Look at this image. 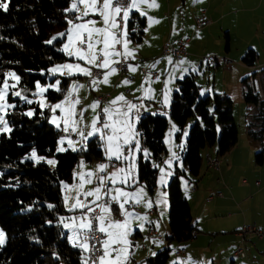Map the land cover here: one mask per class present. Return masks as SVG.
<instances>
[{"label": "trees", "instance_id": "16d2710c", "mask_svg": "<svg viewBox=\"0 0 264 264\" xmlns=\"http://www.w3.org/2000/svg\"><path fill=\"white\" fill-rule=\"evenodd\" d=\"M7 12L0 10V80L8 71L20 77L18 89L23 96L36 91V83L47 84L61 79L62 91L49 90L47 97L53 101L64 99L73 77L58 75L50 77V68L70 58L59 51L62 42L48 44L56 33L66 32L69 25L65 17L72 18L70 0H10ZM147 20L137 13L128 22L129 37L141 42L145 36ZM135 29V31H133ZM258 53L253 48L246 51L242 62L255 66ZM257 81L264 87V69L253 71L241 80L242 98L246 103L248 135L255 140L264 137V98ZM16 105L11 108L7 120L10 133L0 136V227L7 234V242L0 247V264H81L83 253L71 246L70 236L60 222V217H71L64 196L65 183H72L75 169L84 162L104 161L101 142L91 138L87 151L57 152L58 139L62 136L50 123L52 113L38 103L26 104L20 97H9ZM233 99L226 93L201 95V86L190 73L178 83L171 102L169 115L180 131L176 138L188 130L184 169L175 167L166 191L169 198V226L167 247L155 256L145 259V264H167L170 243L188 241L199 233L193 220L191 206L182 189V177H199L206 156L219 158L229 153L239 141L238 126L233 114ZM35 109L31 117L24 115ZM169 119L163 115L153 116L143 112L137 125L143 145L151 158L162 162L167 154L165 137ZM216 146L215 154L207 152ZM43 157H55L58 163L52 167L40 161L25 159L32 151ZM220 159V158H219ZM264 150L257 153L262 163ZM140 184L153 194L158 187V168L140 154L137 159ZM52 205L53 207H49ZM67 222V219L64 221Z\"/></svg>", "mask_w": 264, "mask_h": 264}, {"label": "snow or ice", "instance_id": "6c2138e0", "mask_svg": "<svg viewBox=\"0 0 264 264\" xmlns=\"http://www.w3.org/2000/svg\"><path fill=\"white\" fill-rule=\"evenodd\" d=\"M202 2V0H201ZM155 9L159 5L156 0H70V7L65 12H71L72 18L65 17L69 25L66 32L58 33L51 37L46 43L53 44L54 41L62 42L59 51L74 61H83L81 63H63L50 69L53 75L61 76H84L90 78V88L92 91H99V85L110 86V78L118 75L120 69L116 65H123L125 70L135 74L138 66L128 63L129 59H135V52L130 49L128 22L133 13L145 17L148 25L159 23L153 17L148 16L143 7ZM9 9L8 0H0V10L7 12ZM89 17H98L89 18ZM102 24V27H97ZM135 31V29H133ZM147 31V28L145 29ZM117 46H120L119 48ZM168 63H172L171 57H168ZM186 61H180V64ZM154 68L155 65H148ZM93 69H96L100 75H93ZM175 71V69H174ZM184 71H187L186 69ZM193 71H196L193 66ZM251 75V74H249ZM7 77H12L18 83L20 77L14 72L6 74V78L0 80V132L10 133L12 129L5 119V114L10 108H15V104L7 102L9 90H15L17 83L9 85ZM183 79V76L179 77ZM151 77H147L144 83H150ZM129 79H124L121 86H130ZM60 81L55 82V90L62 91L59 87ZM35 87L41 95L48 91L47 87H42L39 82ZM85 86L79 82H72L69 90L64 94V99L54 105L41 104V107H49L53 113L50 123L67 135L58 139L57 152H66L71 149L73 152L87 151L88 140L96 137L101 142L106 162L97 165L95 171H80L75 173V178L79 181L78 185H63L67 193L72 188H78L75 203L68 207V211L76 212L80 215L72 217H60V222L65 229L71 232L68 237L71 246L80 249L83 253L81 264H130V255L133 244L129 239L132 234L133 221H141L138 225L141 231L144 230V223L148 222L147 215H140L135 211V207L143 205L150 210L154 206L151 198H148L146 186L140 184L138 177V165L136 163L140 154L145 160H150L151 153L142 148L140 136L141 132L137 130L136 125L141 119V110L149 111L143 104L133 103L120 94L115 99L110 100L101 107L100 101H93L87 108L77 111V106L81 104L79 91ZM140 89H138L139 91ZM178 91V89H177ZM145 97H151V89H144ZM14 96L20 97L26 104H32L33 101L23 96L21 91H13ZM203 95V93H201ZM137 99H141L138 97ZM163 104L165 107L169 104L168 91L164 94ZM93 112L90 124L84 122V114L88 110ZM97 109H100L97 112ZM60 110L64 115L57 117L54 114ZM35 114L34 110L24 113L31 117ZM151 115H164L166 112H152ZM63 123L64 127H61ZM174 131H180L176 125L172 124L169 131V137ZM79 137L78 140L71 139V135ZM184 135H187L185 132ZM67 143L68 147H64ZM165 143H170L165 141ZM77 144L80 145L77 148ZM181 149L183 145H179ZM171 151V145L169 147ZM25 159L34 160L36 163L44 161L48 165L55 167L58 163L55 159L38 156L33 150ZM173 159H179L177 154L172 152V159L166 161L169 167ZM85 167L81 160L80 168ZM113 171L109 172L108 169ZM152 167L160 168V165L152 163ZM161 175L159 184H166V176H171V172H165L160 168ZM2 175V173H0ZM96 181V186L87 192H84L86 184H92ZM131 189V190H129ZM81 196L83 199H81ZM92 197L91 200L88 198ZM65 204L69 200L68 195L64 196ZM156 205H166V193L160 192L159 198L155 201ZM115 205V207H113ZM49 207H53L49 205ZM163 216V212L160 213ZM118 215L120 219H116ZM65 219L69 222L65 223ZM159 227V224H156ZM97 236L100 239L97 240ZM6 240L5 233L0 230V246L4 245ZM157 243L156 241H153ZM156 255L155 252L152 253ZM172 264H192L191 258L187 261H173ZM201 264H213L212 261L201 262Z\"/></svg>", "mask_w": 264, "mask_h": 264}, {"label": "rangeland", "instance_id": "374dc122", "mask_svg": "<svg viewBox=\"0 0 264 264\" xmlns=\"http://www.w3.org/2000/svg\"><path fill=\"white\" fill-rule=\"evenodd\" d=\"M9 1L10 0H8V2ZM225 1L226 0H213L212 4L209 5L211 3V2L209 3V0H202V2L201 0H170V3H168V0H160V2L157 3L159 7L155 8L156 10L155 14L161 16L162 8L167 6V13H169L170 11L172 12L173 10L172 14L173 16H176L177 18L176 22L180 23V20L182 17L184 19H187L188 17H192L191 9L197 3L201 5V7H204V6L207 7L208 5L211 6L210 7L211 12L209 14L212 16V12H214L215 14H217V15H214V17H217L222 12L231 11L234 8H248V6H253L254 4L259 2V0H242V1L240 0L238 2L236 0H231L229 3H225ZM229 5H230V8L226 7ZM203 9H206V8H203ZM261 9H264V5L261 7ZM143 10L144 11L146 10V6H144ZM254 13L255 14L243 11L240 14H238L237 10L232 11L226 18V24H229V27L224 28L223 25L221 24H216L213 27L215 31L219 33V36L216 35L215 38L219 40L222 39L224 41L223 46L226 45V41H227L226 36H224V34L226 33L225 31L229 30L231 34L230 44L232 46V54H235V53L240 54V52H243L241 57L244 56V54L246 53L248 49L247 47H244V50L241 51L243 48L242 46L245 44L246 38L250 36L251 33L254 31V28L258 26L259 28L258 30H260L259 31L260 35L263 33L264 27L262 26L264 25V13L262 12V10H256ZM201 17L208 18L204 13H202L201 16L195 19V25H197V19ZM89 18L98 19V17H89ZM154 25H155V28L153 29L152 34H150L149 38L144 40L142 44L143 46H141L140 44H135L137 42H134L133 40L129 39L131 41L129 47L131 50L135 52V60L137 58L138 59L148 58V56H146L141 51L140 47H144L143 49L145 48L151 49V44L154 41V39H156L158 35L160 34L161 36L166 34V29L159 31L160 29H158V25L156 23ZM102 26H103L102 24L97 25V27H102ZM197 28H198V25H197ZM169 29L171 30V27H168V30ZM58 33H56V35ZM166 35L168 36L169 34L167 33ZM210 40L212 41V39ZM256 45L259 47H262L263 43H257ZM211 46L212 44L209 46V48ZM260 50L261 52H263L262 49ZM172 59H173L172 63L178 62V60H176L175 58H172ZM63 63L62 62L56 63L53 66H51V68L56 65L63 64ZM69 63H73V61L70 60ZM142 63H146V60L142 61ZM207 67H208L207 61H205L204 69L201 71V73L197 71V73L199 72L198 73L199 80H200L199 83L202 84L201 93H203V95L205 94V91L207 90V86L209 85L207 84V79H208L209 74L213 75V72L214 73L216 72V71H206ZM213 69L216 70V67ZM157 71L159 72L160 70H157ZM161 71L163 70L161 69ZM172 71H174V69ZM9 72H14L16 74L15 71H8L7 73ZM221 72L223 73V71ZM58 75L59 74L53 75L50 72L51 79L55 78ZM227 77L231 83L230 85L231 88L229 87V90H230L229 95L232 96L233 102H234L233 114L235 117L236 124L238 126L239 141H238V144H236V146L234 147L235 152L233 156H230L231 152H229L225 154L224 156L219 157L220 160H222L223 162L220 171L209 169L207 168L205 164L202 167V171L199 177L189 176V179L182 177L183 193L185 197L187 198V200L189 201V204L191 206L192 216L194 218V222L197 224L200 231L198 233L199 235L195 239H191V240L183 241V242L173 241L170 243L169 245L170 258H169L168 264L169 263L172 264L173 261H182L184 259V257H181V255L178 253V250H177V246H179L180 244H183L182 247L186 248L187 251L190 250L189 254H191V256H194V258H191V262L193 264H201V262H207V261H212L213 264H221L222 259H225L226 261V263H222V264H264V250H261L260 245H259V243L260 244L262 243V245L264 246V239H260L255 234L246 235V240L244 243V249L246 253L245 257H236L234 254L235 248L239 244H241L240 237L239 238L236 237V234L238 233V231L243 226H255L256 228H260L257 225L258 223L256 221H253L254 217H258L261 221H264V159L262 163H259L257 161V153L259 151L264 150V137L262 140H255V139H252L248 135V124H247L248 123V119H247L248 107L242 98V85L236 88L235 82H234L235 77L232 79H230L231 75H228ZM219 78H220V74L218 75L217 79L219 80ZM7 79H8L9 85L13 83H17L12 77H7ZM57 80L60 81L59 87L61 88L62 80L61 79H57ZM57 80L50 81L47 84H42V83H39V84L42 87H47L48 91L51 89L55 90V82ZM81 80L82 79H79V81ZM74 81L77 82L78 80L74 78L73 82ZM213 83H214V80L212 78L211 86H213ZM216 83L219 86L218 88H220V83L218 82ZM257 85L261 93V96L264 98V87L262 83L260 84V82L257 81ZM69 88L67 90H69ZM13 91H19L18 83H17V88L15 90H9L8 92L7 102L10 104H13L9 100V97L13 93ZM88 91H90V99H89L90 102L97 101L95 99L96 97L94 95V92L91 90V88H87V92ZM47 92L43 93V97H41V95L39 94L33 95V93H39V89H36L35 92L31 93L32 94L31 96H27V97L28 99H31L33 103L36 102L40 106L43 103H46L47 105H54L56 103H60L63 100L62 99L60 101L53 102L47 97ZM105 93H106L105 91L101 93H99L98 91V94L100 95L105 94ZM14 97H17V96H14ZM80 100L82 103V99ZM89 105L90 104H88V106ZM83 106L84 105L82 104L77 106V111L79 112L80 109L88 107V106H85V107ZM42 108L48 109L49 107L45 106ZM10 109H8L7 113L5 114L6 120H7V115ZM30 110H34L35 112L34 108H30L29 111ZM97 112H99V109H97ZM160 112H166V111L160 110ZM54 115L57 117H61L64 114L60 112V110H57ZM92 116H93V112L89 109L84 114V122L86 124H90ZM166 117L172 123L175 124V122L170 118L169 113H167ZM137 125H136V128H137ZM9 127L11 128L10 125ZM61 127H64L63 123H61ZM188 130L189 129H186L182 133L180 139L176 138L177 131L173 132L172 137H169L167 135L164 141L167 140L170 143H166L167 154L165 155L164 160L162 162H156L153 158H150V161L152 163L160 165V168H163L165 172H171L172 173L171 176L173 175L174 169L176 166L181 169H184L182 157L185 151L186 140L188 137ZM169 131L170 129L168 130L167 134L169 133ZM185 132L187 133V135H184ZM2 133L3 132H0V136ZM65 135L67 134L62 133V136H65ZM139 138L141 141L142 148H146L142 143L141 136ZM71 139L78 140L79 137L73 134L71 135ZM170 145H171V151L169 150ZM179 145H183V148L181 149L180 147H178ZM64 147L66 148L68 147L67 143H65ZM79 147L80 145L77 144V148ZM215 150H216V146L212 147L211 149H206L204 151V154H206L207 152H211L212 154H215ZM173 151L177 154L179 159L178 160L173 159L172 165L171 167H169L166 161H168L169 159H172ZM207 157L208 155L206 156L205 161L207 160ZM46 158L57 160L55 157H50V158L46 157ZM99 163H100L99 161H94L90 163L91 164L90 167H92L91 169L95 171ZM160 168H158V173H159L158 174V188L156 189V191H159V193L165 192L167 195L166 186L171 176H166L167 182L164 186H161L159 184V177L161 175ZM108 170H112V168L110 167ZM80 171H83V169L80 168V164H79L77 168L75 169V173H78ZM74 179H75V174H74ZM75 180H76L75 185H78L79 183L77 182L78 180L77 179ZM194 185H196V187ZM94 186H96V184L94 185L86 184L84 186L83 191L84 192L90 191L94 188ZM75 189H77V192H78V188H75ZM256 189L257 190L260 189L262 192L261 195L259 196L258 204L256 202H252L251 200H247L246 198L247 196L249 198L252 195L251 192ZM146 192L148 196L150 197L151 196L149 194L150 192H148L147 189H146ZM219 192L223 194V198L218 197ZM209 196L213 197L214 199L212 201H208ZM70 197L74 198V195H71ZM71 198L69 199V202H68L69 204L71 203ZM81 199H82V196H81ZM240 199H243V201H245L243 204L242 213H241V210H239V208H235L233 206L234 201L237 200L238 202V200ZM68 203H67V206H70ZM256 207L258 208L256 209ZM167 212L169 213V208ZM165 214H166V211H165ZM167 219H168L167 221V224H168L169 216ZM245 220H248L249 222L243 223V222H246ZM240 223H243V224L241 228L238 230L239 228L238 226ZM169 229H170V226H169ZM0 230H3V229L0 227ZM66 230L69 231L68 229ZM3 232L5 233V237H6V240L4 243L5 245L7 242V234L4 230ZM69 233L71 235L70 231ZM149 233L150 232L148 230L145 236L148 237ZM202 237H209V238L205 240ZM145 239H140L139 241L140 245H143ZM4 245L0 247H3ZM162 248H164V246L160 247L154 252L157 253L158 250ZM178 257H181V258H178ZM195 260H198V263H196ZM130 262L134 264V260L133 261L131 260Z\"/></svg>", "mask_w": 264, "mask_h": 264}, {"label": "crops", "instance_id": "0c3cea01", "mask_svg": "<svg viewBox=\"0 0 264 264\" xmlns=\"http://www.w3.org/2000/svg\"><path fill=\"white\" fill-rule=\"evenodd\" d=\"M212 1L213 0H209V3L211 2L209 5L212 4ZM230 1L231 0H226L225 3H229ZM236 1L238 2L240 0H236ZM159 2L160 0H156V3H159ZM168 3H170V0H168ZM209 5L207 7L206 6L201 7V5H199L198 3L195 4L191 9L192 17H188L187 19H184L182 17L180 20V23L176 22L177 18L176 16H173L172 14L173 10L172 12L170 11L169 13H167V6L162 8L161 16L155 14L156 13L155 9H150V8H147L146 6L145 12H147V15L159 21V23H156L158 25V29H160L159 31L166 29V34L168 33L169 35L168 36L166 34L163 36H161V34L158 35V37L154 39V41L152 42L151 49H147V48L143 49L144 47H140L141 51L146 56H148V58H141V59L137 58L136 60L135 59L128 60L129 64L138 66V71L135 74L125 70L124 72H119L118 75H113L110 78V86H106L103 84L99 85V88H100L99 93L105 91L106 93L104 95H108V98L105 102L100 101L101 107L106 105L110 100L115 99L120 94H123L127 100L133 103L143 104L149 109V111H144L142 109V112H147V113L158 112L159 113L160 110H162V111H166L167 113H169L171 102L173 100V96L175 92L177 91L178 83L181 80L179 77L180 76L184 77L185 75L192 73L195 75L196 82L201 86L202 84L199 83L200 80H199L198 73L199 72L201 73V71L204 69L205 61H207V64H208L206 71H216L215 73L213 72V75L209 74L208 76L207 84L209 85L207 86V90L205 91V94H208V95L210 94L213 95L214 93H226L229 95L230 94L229 87L231 83H230V80H228V77H227L228 75H231L230 79L235 77V81H234L235 87L238 88L241 85L242 78L251 74L253 71H259L261 69H264V55H263L264 54V30H263V33L260 35L259 33L260 30H258L259 29L258 26L254 28V31L251 33L250 36L246 38L245 40L246 42L242 46L243 48L241 51L244 50V47H247V49L253 48L258 53V60L256 62V65L251 67V66L245 65L242 62L243 56L241 57V55L243 52H240V54L239 53L232 54V46L230 44L231 34L229 30L225 31L226 33L224 34V36H226L227 41H226V45L223 46L224 41L222 39L219 40L215 38L216 35L219 36V33L216 32L215 29L213 28L216 24H221L223 25L224 28L229 27V24H226V18L232 11L237 10L238 14H240L243 11L255 14L254 12L256 10H262V12L264 13V9H261V7L264 5V0H259L258 3L254 4L253 6H248V8H234L231 11L222 12L217 17H214V15H217L214 12H212V16L209 14L211 12L210 11L211 6ZM226 7L230 8V5ZM203 8H206V9H203ZM202 13H204L208 17L207 19L211 20L212 23L210 26L203 27L202 29H200V28H197V25H195V19L201 16ZM154 24L155 23L151 24L150 26L148 25V23L146 24L147 31H145V36L143 40L135 44H140L141 46H143L142 44L144 40L149 38L150 34H152L153 29L155 28ZM168 27H171V30L170 29L168 30ZM262 27H264V25ZM129 39L132 40L130 37ZM181 39H188L186 54L183 57L178 59L172 53L165 54L163 52V49L166 45H176L177 42ZM210 39H212V41ZM257 43H263V46L259 47L256 45ZM211 44L212 46L209 48ZM117 47L119 48L120 46H117ZM259 48L262 49L263 52H261ZM214 56H216L217 58H225L228 61L230 60L228 63L229 65H227L224 62H219L218 59H212L214 58ZM168 57H171V59L175 58L176 60H178V62L169 64L168 59H167ZM70 60L72 59L65 61V63L66 62L69 63ZM144 60H146V63H142V61ZM72 61L73 63H83V61H74V60ZM180 61H186V62L183 64H180L179 63ZM172 62H173V59H172ZM148 65H155V67L149 68L147 67ZM193 66L195 67L196 71H193ZM215 67H216V70L213 69ZM161 69L163 71H161ZM173 69H175V71H172ZM185 69L187 71H184ZM157 70H160V71L158 72ZM197 71L199 72L197 73ZM221 71H223V73ZM152 72H156L157 76L154 77ZM219 74H220V78L218 80L217 77ZM149 76L151 77V82L144 83L145 79ZM74 78L78 80L77 82L85 86L83 89L79 91V98L82 99L81 104L84 105L83 107L88 106V104H92V102H90L89 100L90 91L87 92V88H90V83H91L90 78L84 77V76H74L71 80V83L73 82ZM126 78L131 80L132 83L130 84V86H121L122 81ZM212 78L214 80L213 86H211ZM79 79H82V80L79 81ZM216 82L220 83V88H218L219 86L217 85ZM149 88L151 89L152 98L145 97L144 89H149ZM138 89L140 90L138 91ZM201 90H202V86H201ZM166 91H168V96H169V104L167 107H165L163 104L164 94ZM93 92L96 97L95 99L98 100V96L100 94H98V91H93ZM138 97H140L141 99H137ZM172 124L173 123L169 120L168 130L172 129ZM167 135L168 134H166V136ZM234 150L235 149L233 148L230 151L231 152L230 156H233L235 152ZM99 162L102 163L103 161H99ZM90 163L92 162H89V163L84 162L85 167L83 168V171L85 172L93 171V169H91L92 167H90L91 166ZM222 163L223 162L221 160V166H222ZM206 166L207 168L212 169V170H216V171L221 170V166L219 169L211 168L207 164ZM108 171L111 172L113 171V169L108 170ZM75 179L72 183L69 184L70 186L76 184ZM94 184H96L95 180H93L92 185ZM194 186L196 187V185ZM251 193L252 195L249 198L248 196L246 197L247 200H251L252 202H256L258 204L259 196L262 193L261 190L256 189L252 191ZM149 194L151 196L150 197L148 196V198H151L153 200L154 206L150 210H148L143 205H139L138 207L140 211L137 212L140 215L148 216V222H143L144 230L141 231L138 227L141 221L136 220V221H133L132 223L133 231L129 239L131 240L133 244V248L131 250L130 261L134 260V264H145V259L151 256L155 250L163 246L165 248L168 245L167 236L170 232L169 223L167 224V221H168L167 218L169 216V213L167 212L169 208L168 194L166 195V200H167L166 205H156L155 204V201L159 198V191L155 190L153 194L151 193ZM65 195H68L69 199L71 198L70 197L71 195H74V198L73 197L71 198L70 204L68 203L69 200L67 201V203L71 206L72 204L75 203V197L77 196V189L72 188L67 193L65 192ZM219 198H223V197H219ZM88 199L91 200L92 197ZM213 199H214L213 197L211 200H209L208 198V201H212ZM244 202L245 201H243V199L238 200V202L237 200H235L233 206L235 208H239V210H241V213H242ZM70 206H67V208ZM113 207H115V205ZM257 208L258 207H256V209ZM151 210H153V213L148 214L147 211H151ZM165 211H166V214H165ZM161 212H163V216H161L160 214ZM78 215H80V212L77 214L74 213L72 216H78ZM115 218L120 219L118 215H116ZM245 221L246 222H243V223L249 222L248 220H245ZM253 221H256L258 223L257 224L258 227L264 230V221H261L258 217H254ZM68 222L69 221L67 220V223ZM157 223L159 224L158 228L156 227ZM243 223L239 224L238 230L241 228ZM152 228H153V231L151 232V234L149 233L148 237H146L145 234H147L148 230L150 232ZM198 235L199 234L197 233L195 238ZM236 237L239 238L237 234H236ZM202 238L207 240L209 237H202ZM140 239H145L147 241L144 240L143 245H140L139 243ZM153 241H156L157 243H154ZM182 245L183 244H180L179 246H177L178 252L181 249L185 250L184 254L181 255V257H184V259L181 262L187 261L188 258H194V256H191V254H189L190 250L187 251L186 248L182 247ZM259 245H260V249L264 250V246L262 245V243L261 244L259 243ZM181 257H178V258H181ZM195 262L198 263V260H195ZM222 263H226L225 259H222L221 264Z\"/></svg>", "mask_w": 264, "mask_h": 264}, {"label": "built area", "instance_id": "2783aa9c", "mask_svg": "<svg viewBox=\"0 0 264 264\" xmlns=\"http://www.w3.org/2000/svg\"><path fill=\"white\" fill-rule=\"evenodd\" d=\"M212 21L205 18V17H201L199 19H197V25L198 28H203L206 26L211 25ZM187 43H188V39H181L177 42L176 45H166L163 49V52L166 53H172L176 58L180 59L181 57H183L186 54V48H187ZM212 59H218L219 62H224L227 65H229V61L225 58H217L216 56H214V58ZM115 67L120 69V72H124L125 68L123 65H116ZM101 73H99L96 69H94L93 71V75H100ZM153 76L156 77L157 73L156 72H152ZM108 98V95H99L98 96V101L101 102H105ZM103 162H106V160H104ZM206 164L214 169H219L221 166V160L217 157H213L211 155H208L207 160H206ZM258 184V183H257ZM219 197H223V194L221 192L218 193ZM83 199V197H82ZM212 197H209V200H211ZM135 211L139 212L140 209L138 206L135 207ZM149 214L153 213V210L148 211ZM121 218V217H120ZM153 231V228L150 231ZM247 234H255L257 237H259L260 239H264V230L260 229V228H256L255 226H243L237 233V235L240 237L241 240V244H239L235 250H234V254L236 257H245L246 253H245V249H244V243L246 240V235ZM100 239V236H97V240ZM185 252L184 249H181L178 253L180 255H183ZM131 264V262H130Z\"/></svg>", "mask_w": 264, "mask_h": 264}, {"label": "water", "instance_id": "95a60500", "mask_svg": "<svg viewBox=\"0 0 264 264\" xmlns=\"http://www.w3.org/2000/svg\"><path fill=\"white\" fill-rule=\"evenodd\" d=\"M141 114H143V112Z\"/></svg>", "mask_w": 264, "mask_h": 264}]
</instances>
